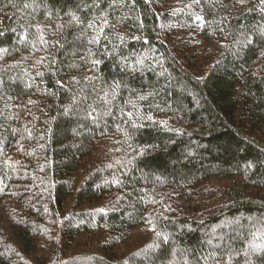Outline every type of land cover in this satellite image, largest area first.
I'll return each mask as SVG.
<instances>
[{
	"label": "trees",
	"instance_id": "obj_1",
	"mask_svg": "<svg viewBox=\"0 0 264 264\" xmlns=\"http://www.w3.org/2000/svg\"><path fill=\"white\" fill-rule=\"evenodd\" d=\"M0 49V264H264V0H0Z\"/></svg>",
	"mask_w": 264,
	"mask_h": 264
},
{
	"label": "snow or ice",
	"instance_id": "obj_2",
	"mask_svg": "<svg viewBox=\"0 0 264 264\" xmlns=\"http://www.w3.org/2000/svg\"><path fill=\"white\" fill-rule=\"evenodd\" d=\"M25 6L27 7L28 5H25ZM68 15L71 17V19H72L73 21H76L77 23H84V21H82L79 17H77V16L75 15V13H68ZM197 19H200V17H197ZM104 23H105V24L108 23L106 19H105ZM92 26H93L92 23L89 22V23H88V27L91 28ZM100 31H101V33H102V32H103V28H101ZM37 32L40 33V35H39V37H38L40 43L46 45V44H47V41L44 39V36H43V30L40 29L39 27H37ZM22 39L26 40V39H27V36L23 37ZM93 42L98 43V42H99V39H98V38H95L93 41H89V43H93ZM33 47H35L34 44H33ZM0 51H6V49H0ZM92 63H93V66H95V65L99 64L100 61H99V60H93ZM41 75H42V74H41ZM116 87L118 88L119 85L117 84ZM112 94H113V96H115V94H116V93H115V89H113V93H112ZM105 96H107V93L105 94ZM141 99H143V97H141ZM105 102H107V101H105ZM89 115H90V114H89ZM128 115L131 117V113H129ZM166 239H167V238L165 237V240H166ZM255 247L259 248L260 246H259V245H256Z\"/></svg>",
	"mask_w": 264,
	"mask_h": 264
}]
</instances>
